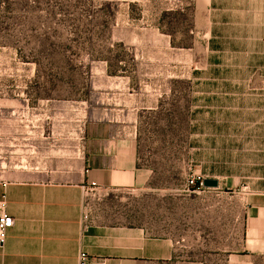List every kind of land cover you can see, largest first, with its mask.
<instances>
[{
	"label": "rangeland",
	"instance_id": "374dc122",
	"mask_svg": "<svg viewBox=\"0 0 264 264\" xmlns=\"http://www.w3.org/2000/svg\"><path fill=\"white\" fill-rule=\"evenodd\" d=\"M102 120L135 128L149 174L97 203L108 222L220 244L229 221L237 248L264 210V0H0L7 166L69 159Z\"/></svg>",
	"mask_w": 264,
	"mask_h": 264
},
{
	"label": "crops",
	"instance_id": "0c3cea01",
	"mask_svg": "<svg viewBox=\"0 0 264 264\" xmlns=\"http://www.w3.org/2000/svg\"><path fill=\"white\" fill-rule=\"evenodd\" d=\"M244 2L230 0V11L232 4ZM81 140L77 155L40 158L29 168L7 166L0 156V203L13 219L0 244V264H79L80 253L85 264H257L264 259L262 208L252 225L246 221L237 248H230L229 221L220 244L213 233L204 236L197 221L175 240L108 222L96 203L84 227L83 186L96 182L107 193L132 191L144 186L149 174L139 165L134 127L94 121L84 126ZM5 149L0 143V155Z\"/></svg>",
	"mask_w": 264,
	"mask_h": 264
},
{
	"label": "built area",
	"instance_id": "2783aa9c",
	"mask_svg": "<svg viewBox=\"0 0 264 264\" xmlns=\"http://www.w3.org/2000/svg\"><path fill=\"white\" fill-rule=\"evenodd\" d=\"M84 195V204H83V216L82 224L84 227L90 222V217L93 210V205L102 201L104 197L108 195L103 189H101L96 182H90L87 185L82 187ZM4 202L0 203V244L2 245L5 240L6 231L12 227L13 219L6 214L3 209ZM86 257L84 253L79 255V264H85Z\"/></svg>",
	"mask_w": 264,
	"mask_h": 264
},
{
	"label": "water",
	"instance_id": "95a60500",
	"mask_svg": "<svg viewBox=\"0 0 264 264\" xmlns=\"http://www.w3.org/2000/svg\"><path fill=\"white\" fill-rule=\"evenodd\" d=\"M202 185L204 187H217L218 186V182L216 180H203Z\"/></svg>",
	"mask_w": 264,
	"mask_h": 264
}]
</instances>
